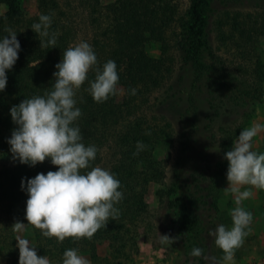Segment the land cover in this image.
Returning <instances> with one entry per match:
<instances>
[{
    "label": "trees",
    "instance_id": "obj_1",
    "mask_svg": "<svg viewBox=\"0 0 264 264\" xmlns=\"http://www.w3.org/2000/svg\"><path fill=\"white\" fill-rule=\"evenodd\" d=\"M249 1L187 0L180 11L177 0H37L36 13L28 15L23 0H0V39L10 27L21 46L0 91V259L19 263L13 224L27 223L22 179L26 184L38 173L58 170L50 159L35 166L13 160L8 139L18 126L10 108L51 91L63 52L85 41L97 56V66L113 60L125 78L120 100L111 95L97 103L87 91L95 79L90 70L74 97L82 113L74 126L81 130L82 143L98 150L82 174L96 166L114 174L123 194L115 205L120 215L91 240L58 242L26 224L31 245L38 256L61 263L68 249H78L93 261L96 245L106 241L110 258L128 259L137 252L138 228L149 217L144 192L154 181L157 203L168 213L169 236L175 237L164 246L186 253L199 247L203 255L190 256L197 264H208L206 247L213 239L209 230L230 221L216 202V183L227 168L224 154L239 127L228 116L246 118L262 102L263 65L255 51L258 40L264 39V0ZM41 14L51 17L49 34L56 36L55 47H40L42 38L31 29ZM149 40L159 44V56L146 53ZM203 80H208L206 108L199 116L192 93ZM138 141L146 148L134 155ZM159 146L173 148L169 159L155 158ZM202 152L212 153V160Z\"/></svg>",
    "mask_w": 264,
    "mask_h": 264
},
{
    "label": "clouds",
    "instance_id": "obj_2",
    "mask_svg": "<svg viewBox=\"0 0 264 264\" xmlns=\"http://www.w3.org/2000/svg\"><path fill=\"white\" fill-rule=\"evenodd\" d=\"M52 23L50 15L41 14L39 22L31 29L39 35L40 47L51 48L56 45V36L49 34ZM8 35L0 39V91L7 84L6 70H11L18 59L20 43L12 28H5ZM43 38H47L46 40ZM97 56L92 46L81 41L69 46L62 59L55 65L52 90L44 95L24 99L10 108L12 121L18 126L8 139L13 160L21 164L35 166L50 159L57 171L38 173L34 178L22 179L21 188L26 191L25 219L13 224L16 232H23L26 224L39 229L43 236L63 242L66 238L74 240L89 239L109 220L119 218L116 204L123 199L118 189L120 181L109 170L99 166L82 174L95 160L97 148L82 143L81 130L74 122L82 115L76 107V90L88 79L90 70L95 71V79L90 81L87 91L97 103L105 102L109 96L117 94L119 75L116 63L108 60L102 68L97 66ZM136 94V90H131ZM264 131V125L254 123L244 128L231 150L224 154L228 161L226 194L234 196L236 207L230 210L232 226L223 224L209 230L215 245L222 250L220 260L207 257L210 264H235V252L239 249L251 229L252 213L241 205L253 196L252 189L264 190V153L252 150V140ZM149 134L150 133H146ZM146 148L137 142V152ZM247 186V187H246ZM242 189H244L242 191ZM19 264H51L46 256H38L36 247L28 239L17 236ZM175 237L161 235L159 243L171 245ZM78 249H68L63 253L62 264H90L79 255ZM191 256L200 257L203 249L195 247Z\"/></svg>",
    "mask_w": 264,
    "mask_h": 264
},
{
    "label": "rangeland",
    "instance_id": "obj_3",
    "mask_svg": "<svg viewBox=\"0 0 264 264\" xmlns=\"http://www.w3.org/2000/svg\"><path fill=\"white\" fill-rule=\"evenodd\" d=\"M102 4L111 3L114 0H100ZM36 2L37 0H23V6L25 12L28 15H34L36 13ZM187 0H177L179 10L182 11L186 6ZM253 0H250L247 4L251 5ZM169 43L171 39H169ZM146 53L149 56L157 57L160 54V46L158 43L149 40L145 45ZM173 51L170 49L169 53ZM256 55L259 61L262 63L263 71V82H262V102L255 104L253 107V112L243 118L238 113H233L228 116L229 119H234L236 124L239 125L235 138L232 141L230 150L233 146V142L237 140L240 132L244 128L251 127L254 123H259L264 125V39L260 38L256 44ZM201 60L207 62V57L201 53ZM124 83L125 78L123 75H119V81L117 84V94L113 95V98L118 101L121 99L124 93ZM208 80L200 81L198 88L193 91V97L195 99V104L197 106L198 114L205 111L206 108V98L208 89ZM183 93H186L183 91ZM198 146V145H197ZM252 150L257 153H264V131L258 133L256 137L252 140ZM173 148L159 146L154 150V156L156 159H169L170 152ZM198 151V150H197ZM199 152V151H198ZM201 153V152H200ZM204 156L207 157V161H211L213 158L212 153L202 152ZM206 154V155H205ZM206 161V162H207ZM228 168V162H227ZM226 171L223 175L218 177L216 183L217 187V206L220 211L225 216L230 218L229 223L226 227L230 228L232 226V220L230 216V210L235 208L234 196L231 193L226 194L225 188L228 186V181L226 177ZM158 187V183L154 181L148 182L146 190L144 192V200L149 207V217H146L142 225L138 228V234L136 237L137 252L130 253L128 259H112L109 256V249L106 241H101L96 245L97 258L93 261L90 260L87 254L78 253L79 255L87 258L90 264H197L196 261L190 256V252L186 253L181 248L167 247L159 243V237L161 235H170L172 230L169 228V217L167 211L159 206L157 199L155 197V190ZM247 187V186H246ZM244 189H242L243 191ZM253 196L242 202V207L252 213L253 219L250 224V233L244 239L243 245L235 252V264H264V190L252 189ZM28 239L31 244V233L26 225L23 232L15 231V243L17 236ZM208 251L207 257H216L220 260L223 256V252L219 249L215 243L214 238L211 240L210 244L206 247ZM51 264H62V262L55 261L52 258L47 257ZM106 258V259H104ZM0 264H10L8 261L0 259ZM19 264V263H17ZM208 264L210 261L208 260Z\"/></svg>",
    "mask_w": 264,
    "mask_h": 264
}]
</instances>
